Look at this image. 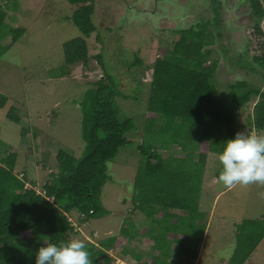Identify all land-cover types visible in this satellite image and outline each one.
<instances>
[{
    "label": "trees",
    "instance_id": "obj_1",
    "mask_svg": "<svg viewBox=\"0 0 264 264\" xmlns=\"http://www.w3.org/2000/svg\"><path fill=\"white\" fill-rule=\"evenodd\" d=\"M66 1L77 6L69 19L82 36L63 46V77L70 67L89 66L87 39L98 32L93 21V0ZM209 1L213 17L189 29L173 31L176 41L159 50L152 66L139 56L126 65L128 71L137 67L152 72L142 142L130 136L138 126L133 117L121 111L117 101V97L129 96L119 90L116 79L102 62L104 55H100L97 59L104 79L90 88L81 102L86 147L79 158L60 150L56 155V172L50 173L41 187L32 183L28 188L26 179L16 174L18 150L10 152L5 143H0V147H7L5 152L0 148V264H35V253L41 246L71 240L80 234L78 229L82 226L109 216L111 211L102 201L105 186L113 183L108 163L125 148L134 149L141 156L132 199L148 226L137 228L133 221H127L120 229L121 236H110L97 244L86 242L93 264H114L119 255H129L137 264H193L197 259L208 229L202 193L209 157H218L223 143L234 138L239 113L254 97L260 101L249 117L247 133L264 134V90L251 88L247 82L232 84L226 92L219 90L216 72L220 61L214 54H223L229 64L247 69L243 63L238 64L240 60L228 58L227 48L217 44L223 41V33H214L223 25L221 7L219 0ZM251 2L252 18L257 23L254 28L262 35L259 22L264 19V6L260 0ZM18 7L17 0H5L0 6V58L25 34L24 29L6 24L9 11ZM10 35L13 43L2 45ZM99 42L103 40L99 38ZM255 62L264 68V57ZM7 102L8 98L0 94L1 109ZM7 118L21 123L15 107L9 110ZM25 134L26 129L22 136ZM158 143L166 151L177 146L181 155L164 158ZM221 170L222 165L216 173L217 180ZM235 227L236 249L224 264H246L259 250L264 242V213L257 220H243ZM185 236L190 237L191 244L184 240ZM136 238L151 242V250L122 246L127 239ZM31 240L36 242L35 246L29 244Z\"/></svg>",
    "mask_w": 264,
    "mask_h": 264
},
{
    "label": "rangeland",
    "instance_id": "obj_2",
    "mask_svg": "<svg viewBox=\"0 0 264 264\" xmlns=\"http://www.w3.org/2000/svg\"><path fill=\"white\" fill-rule=\"evenodd\" d=\"M17 1L19 7L16 11H9L6 24L24 29L25 34L0 58V94L8 98L6 107L0 108V143H5L10 152L18 150L16 174L26 179L28 188L32 183L41 187L46 177L56 172V155L60 150L76 158L82 155L86 142L82 136L81 102L86 92L104 79L98 56L104 55L102 62L107 72L116 79L119 90L129 96L128 99L117 97V101L121 111L133 117L138 126L130 136L142 142L152 72L137 67L128 71L126 65L139 56L152 66L159 50L171 47L176 41L173 31L189 29L214 15L209 0H93V21L98 32L87 39L89 66L70 67L63 77V46L82 36L69 19L77 6L66 0ZM260 1L264 6V0ZM4 2L0 0V6ZM219 2L223 25L213 30L214 33H223V41L217 44L227 48L228 58L240 60L238 64L243 63L247 69L229 64L225 57L222 58L223 54L220 57L214 54L220 61L216 72L219 90L226 92L230 85L238 82H247L251 88L264 90V68L255 62L256 58L264 57V19L259 22L263 33L260 35L254 28L257 23L252 18L251 0ZM12 43L11 35L2 41L4 46ZM215 49L221 53L224 50L219 46ZM258 101L260 98L254 97L239 113L238 132L249 131V117ZM12 107L21 117L20 125L7 118ZM25 129L27 134L22 136ZM157 146L164 158L181 155L177 146L168 151L161 150L159 143ZM0 148L5 152L7 147ZM140 165V154L131 148L121 150L108 163L113 183L105 186L102 201L111 214L82 226L78 229L80 234L73 239L97 244L107 237L121 236L120 229L127 221H133L137 228L148 226L147 219L135 209L132 199ZM220 167L218 157L210 156L202 193V209L208 214V229L193 264L227 262L237 245L235 226L243 220H257L264 213V185L226 188L215 177ZM184 240H189V244L192 242L189 236ZM29 244L35 246L36 242L31 240ZM122 246L150 251L152 243L136 238L127 239ZM114 264L137 263L129 255L124 258L119 255ZM246 264H264V242Z\"/></svg>",
    "mask_w": 264,
    "mask_h": 264
},
{
    "label": "clouds",
    "instance_id": "obj_3",
    "mask_svg": "<svg viewBox=\"0 0 264 264\" xmlns=\"http://www.w3.org/2000/svg\"><path fill=\"white\" fill-rule=\"evenodd\" d=\"M218 180L226 188L264 185V134L243 131L223 143ZM35 264H93L81 239L48 243L35 253Z\"/></svg>",
    "mask_w": 264,
    "mask_h": 264
}]
</instances>
